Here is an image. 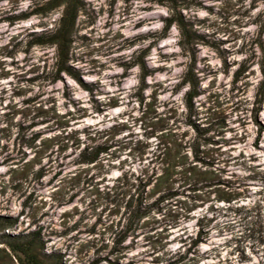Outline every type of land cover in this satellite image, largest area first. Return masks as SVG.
<instances>
[{
  "label": "clouds",
  "instance_id": "1",
  "mask_svg": "<svg viewBox=\"0 0 264 264\" xmlns=\"http://www.w3.org/2000/svg\"><path fill=\"white\" fill-rule=\"evenodd\" d=\"M0 264H264V0H0Z\"/></svg>",
  "mask_w": 264,
  "mask_h": 264
},
{
  "label": "rangeland",
  "instance_id": "2",
  "mask_svg": "<svg viewBox=\"0 0 264 264\" xmlns=\"http://www.w3.org/2000/svg\"><path fill=\"white\" fill-rule=\"evenodd\" d=\"M23 131V129H21ZM199 134V133H198Z\"/></svg>",
  "mask_w": 264,
  "mask_h": 264
}]
</instances>
